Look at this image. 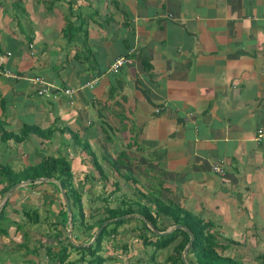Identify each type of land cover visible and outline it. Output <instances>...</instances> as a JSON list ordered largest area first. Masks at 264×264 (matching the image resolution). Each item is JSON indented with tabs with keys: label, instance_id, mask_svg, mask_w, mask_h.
I'll return each mask as SVG.
<instances>
[{
	"label": "crops",
	"instance_id": "0c3cea01",
	"mask_svg": "<svg viewBox=\"0 0 264 264\" xmlns=\"http://www.w3.org/2000/svg\"><path fill=\"white\" fill-rule=\"evenodd\" d=\"M25 126L47 136L3 138ZM48 157L69 165L89 223L122 201L156 216L159 201L208 223L220 255L261 264L264 0H0V166L18 172ZM7 184L0 178V205ZM31 208L46 214L33 226ZM64 209L53 183L17 188L0 212L23 227L0 232V264H59ZM158 215L160 232L175 230ZM118 227L100 252L106 264H166L181 240L156 249L142 225ZM77 228L72 243L89 244L94 230ZM67 253L66 263L78 259Z\"/></svg>",
	"mask_w": 264,
	"mask_h": 264
},
{
	"label": "trees",
	"instance_id": "16d2710c",
	"mask_svg": "<svg viewBox=\"0 0 264 264\" xmlns=\"http://www.w3.org/2000/svg\"><path fill=\"white\" fill-rule=\"evenodd\" d=\"M29 134L43 136L47 135L38 127H24L21 131L20 135H12L5 134L3 138L7 137L8 140H14L19 143L22 142ZM0 178L7 179L8 184L3 189V194L15 184L29 180L33 184L34 180L37 178H52L60 183V185L65 189L66 194L70 200V206H73L77 210V216L81 224L84 223V220L87 219L83 212V207L81 203V198L73 187L72 182V172L69 165L62 160L61 158L48 157L38 164L34 166H28L21 171H14L7 166H0ZM156 206V216H153L150 209L146 205H139L137 209H134L128 202L122 201L115 208H110L108 206L104 207L100 210V217L93 223H89L86 225L87 231H92L93 237L97 231V229L106 221L116 219L118 217L131 215L135 213H139L144 216L158 231H163L162 228L158 227L157 221L159 216L158 214H164L165 216H169L173 221V226L182 225L189 231H191L193 235V242L191 243L189 250L187 252V256H192L193 261L188 258V264H239L237 261H234L232 258L224 257L220 255L216 248L221 247L214 239V236L209 232L210 225L208 223H204L200 218L191 214L188 211L183 210L178 206H166L159 201H155ZM66 214V210L64 209V213ZM23 216L26 218L27 222L31 225H36L39 223V215L37 209L31 208L23 211ZM4 217V211L0 212V220ZM137 219V218H136ZM134 220L132 217L112 222L107 224L100 233L96 236L94 241L88 246H71L72 250H74L80 258L76 261L67 262L69 254L67 253V247L63 245L59 259V264H78L85 260V257H90V264H103L106 259H104L100 252L102 251L101 243L105 236H111L117 234V227ZM66 219L63 221L66 224ZM77 218L73 219V226ZM143 223V222H141ZM1 225V223H0ZM113 226L109 229L110 226ZM143 228L148 231L151 236L149 237H141L143 244L151 245L155 244L156 249H163L173 243L178 236H181L180 242L175 245L172 254L167 258L166 264H183L181 260V254L184 251L188 241L189 235L187 232L181 229H175L170 234L166 236L158 237L156 236L144 223ZM5 231L4 228H0V232ZM90 237V238H91ZM152 238L155 239V242H152ZM67 237H64L63 242L67 243ZM89 242V241H87ZM261 264H264V257L261 258ZM242 264V263H241Z\"/></svg>",
	"mask_w": 264,
	"mask_h": 264
},
{
	"label": "water",
	"instance_id": "95a60500",
	"mask_svg": "<svg viewBox=\"0 0 264 264\" xmlns=\"http://www.w3.org/2000/svg\"><path fill=\"white\" fill-rule=\"evenodd\" d=\"M34 182H36V183H48V182H50V183H53L55 185V187L59 189V192H60V194L62 196L64 205H65V208H66V212L68 214V232H67V237H68V240L72 243V240H71V232H72V229H73L72 210H71L70 201H69V198H68V196L66 194L65 189L60 185V183L58 181H56L55 179H52V178H37V179L34 180ZM27 184H30V181L29 180L23 181V182H20V183H17L14 186H12L7 191L6 196H5V199H4V202L0 205V210L2 209L3 205L5 204V202L8 201L9 197L11 196V194L17 188H20V187H22L24 185H27ZM130 217H135V218L141 220L157 236H165V235H167L169 233L168 231H164V232L158 231L144 216H141V215H126V216L118 217L116 219H112V220H109V221L104 222L103 225L101 227H99V229L97 230V232H96V234H95V236H94V238H93V240L91 242L94 241V239L96 238V236L100 233V231L107 224L112 223V222H116V221H120V220H124V219L130 218ZM174 229L184 230L189 235V241H188V243L186 245V248L183 251L182 256H181L182 261L186 264L185 254L187 253V251H188L191 243L193 242V235H192L191 231H189L188 229H186L182 225H176V226H174ZM72 244L74 246H76V247L77 246H88L89 245V244L75 245L74 243H72Z\"/></svg>",
	"mask_w": 264,
	"mask_h": 264
},
{
	"label": "rangeland",
	"instance_id": "374dc122",
	"mask_svg": "<svg viewBox=\"0 0 264 264\" xmlns=\"http://www.w3.org/2000/svg\"><path fill=\"white\" fill-rule=\"evenodd\" d=\"M55 186V185H54ZM57 191H58V193H59V195H61L60 194V192H59V189L57 188ZM47 196H50V195H47ZM85 205H86V203H85ZM44 206L48 209V210H50L49 209V203L48 202H46L45 204H44ZM37 212H39L38 210H37ZM38 215L41 217V219H44V217H46V214H45V212L43 211V210H41V212L40 213H38ZM134 215H136V214H134ZM54 216H56V214L54 215ZM62 216H60V215H57L56 216V219H55V221H60L61 222V220L63 219H66L67 221H66V223H68V214H67V212H66V214H64V218L62 217ZM75 218H77V222H75L76 223V225H77V229L80 231V233H82V232H85V231H87V227H86V225H89V222H90V219H85L84 220V223L83 224H81L80 223V221H79V219H78V216H76ZM89 218V217H88ZM134 220H131V222H133L134 224H136L138 227H140V229H141V225H142V227H144L143 226V223H141L142 221L141 220H139V219H136L135 217H132ZM109 221V220H108ZM59 222V223H60ZM93 222H95V220L93 221ZM0 223H1V226H3V228L4 229H8V227H15V228H20L21 230H22V221H20V220H18V221H15V220H13V219H10V218H8V217H5L4 219H2V220H0ZM56 223V222H55ZM58 223V224H59ZM57 224V223H56ZM103 225V224H102ZM101 225V226H102ZM33 226V225H32ZM58 226V225H57ZM100 226V227H101ZM36 228H37V226H35ZM86 227V228H85ZM113 226L111 225L110 227H109V229L110 228H112ZM129 227V226H128ZM117 228H119V227H117ZM53 229H56L55 227H53ZM57 229H58V227H57ZM99 229V228H98ZM97 229V230H98ZM50 232V231H49ZM88 232H90V231H87L86 233H88ZM97 232V231H96ZM148 232V231H147ZM118 233V232H117ZM96 234V233H95ZM54 236L55 238V240L58 238V236H57V233H56V231L54 232V230H52V232H51V236ZM151 235V234H150ZM95 236V235H94ZM94 236L92 237V240H93V238H94ZM107 238H108V236H105V238H103V241H102V243H101V247H102V250H106V248H107V244H108V240H107ZM23 239L25 240V238L23 237ZM71 240H72V237H71ZM68 243L71 245V246H73V244L69 241V240H67V243H65V247H68V249L70 248V249H72L71 248V246L70 245H68ZM114 243H116V241L115 240H112V244H114ZM62 245H64V244H62ZM81 245V244H80ZM62 247V246H61ZM61 247L57 250V246H56V250H54L53 251V253H55V255L57 256V255H59V252H57V251H61L62 249H61ZM74 251V250H73ZM80 258V256L78 255V259ZM91 260V258L90 257H85V260H84V262H80V263H82V264H90L89 263V261ZM106 262V261H105ZM183 262V261H182ZM103 264H106V263H103ZM151 264H152V262H151ZM183 264H185L184 262H183Z\"/></svg>",
	"mask_w": 264,
	"mask_h": 264
},
{
	"label": "built area",
	"instance_id": "2783aa9c",
	"mask_svg": "<svg viewBox=\"0 0 264 264\" xmlns=\"http://www.w3.org/2000/svg\"><path fill=\"white\" fill-rule=\"evenodd\" d=\"M124 61H125L124 58H119V59H117V60L113 63V65H112V67H111V72H116V71L120 68V66L123 64ZM7 75H8V76H14V75H11V74H7ZM15 77H16V76H15ZM30 81H31L32 83H34V84H44L43 80L40 79V78H33V79H30ZM86 86L92 88V87H93V82H90V83L86 84ZM42 92H43V91H39V94H42ZM65 93L69 95V94L71 93V91L66 90ZM211 170H212V172H214V173H216V174H218V175H223V174H224V170H223V167H222V164H221L220 161L215 162V163L211 166Z\"/></svg>",
	"mask_w": 264,
	"mask_h": 264
}]
</instances>
